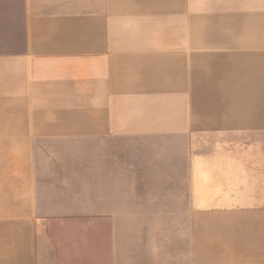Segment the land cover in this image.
Masks as SVG:
<instances>
[{
    "label": "crops",
    "instance_id": "obj_1",
    "mask_svg": "<svg viewBox=\"0 0 264 264\" xmlns=\"http://www.w3.org/2000/svg\"><path fill=\"white\" fill-rule=\"evenodd\" d=\"M246 166L264 0H0V264H264Z\"/></svg>",
    "mask_w": 264,
    "mask_h": 264
},
{
    "label": "rangeland",
    "instance_id": "obj_2",
    "mask_svg": "<svg viewBox=\"0 0 264 264\" xmlns=\"http://www.w3.org/2000/svg\"><path fill=\"white\" fill-rule=\"evenodd\" d=\"M253 144H245V159L247 165V153L250 152ZM247 157V158H246ZM246 195L247 199L253 200L264 195L263 190H259L260 182L257 179L258 174H253L252 170L248 169L246 166ZM259 186V187H258ZM249 207V205H248ZM249 207L247 215L262 213L259 207ZM223 211V210H222ZM218 215L213 216L211 211L205 210L201 211V240H202V257L203 264H218L215 263L218 259L219 264L223 262L225 259L224 253L221 251L224 248L225 240L224 238V221L228 218L225 217L226 212L220 213L217 211ZM264 213V212H263ZM233 215H240L238 211L237 214L233 213ZM214 257V258H213Z\"/></svg>",
    "mask_w": 264,
    "mask_h": 264
}]
</instances>
